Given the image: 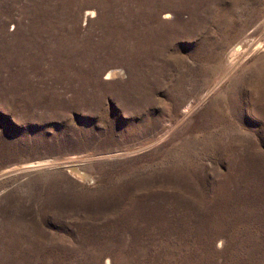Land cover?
<instances>
[{
    "label": "rangeland",
    "instance_id": "rangeland-1",
    "mask_svg": "<svg viewBox=\"0 0 264 264\" xmlns=\"http://www.w3.org/2000/svg\"><path fill=\"white\" fill-rule=\"evenodd\" d=\"M0 264H264V0H0Z\"/></svg>",
    "mask_w": 264,
    "mask_h": 264
},
{
    "label": "bare ground",
    "instance_id": "bare-ground-1",
    "mask_svg": "<svg viewBox=\"0 0 264 264\" xmlns=\"http://www.w3.org/2000/svg\"><path fill=\"white\" fill-rule=\"evenodd\" d=\"M246 43V41L242 42V43H239L237 45H235L233 47V49H231V53H235L237 52V50H239L240 48L243 47V45ZM71 168V171L76 173V174H79V175H88L87 172L83 171V170H80L79 168H77L76 166H72L70 167Z\"/></svg>",
    "mask_w": 264,
    "mask_h": 264
}]
</instances>
